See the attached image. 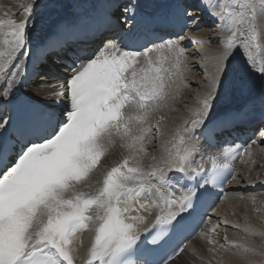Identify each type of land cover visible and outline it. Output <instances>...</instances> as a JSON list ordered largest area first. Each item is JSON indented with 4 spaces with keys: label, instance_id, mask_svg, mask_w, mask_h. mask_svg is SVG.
<instances>
[{
    "label": "snow or ice",
    "instance_id": "1",
    "mask_svg": "<svg viewBox=\"0 0 264 264\" xmlns=\"http://www.w3.org/2000/svg\"><path fill=\"white\" fill-rule=\"evenodd\" d=\"M22 15L0 19V264H77L85 233L94 237L85 264H171L196 231L213 243L215 228L203 230L208 209L236 177L212 150L227 157L228 138L257 118L255 134L264 136V57L254 54L264 52V0H30ZM46 15L55 23L33 47ZM206 17L225 37L215 41L210 76L204 70L210 90L175 137H160V157L145 171L147 145L165 120L157 113L184 86L182 41ZM53 59L65 73L58 89L45 73L35 79L55 103L3 108L29 66ZM117 142L128 155L104 171ZM152 209L151 219L139 214Z\"/></svg>",
    "mask_w": 264,
    "mask_h": 264
},
{
    "label": "bare ground",
    "instance_id": "2",
    "mask_svg": "<svg viewBox=\"0 0 264 264\" xmlns=\"http://www.w3.org/2000/svg\"><path fill=\"white\" fill-rule=\"evenodd\" d=\"M88 3L89 0H81ZM217 0H212L216 3ZM30 0H0V19L7 20L15 18L17 22L24 19L22 12ZM56 17L45 16L41 28L32 33V44L35 47V40L42 39L45 34L52 30ZM202 29L196 34H191V39L204 41L201 46H196L187 50V61L185 62L181 90L167 108L163 109L157 116L164 115L165 120L160 126V131L156 132L157 141L147 145L150 155L143 159L145 171H149V166L153 164L152 156L160 157L159 139L162 136L164 141H170L185 124L195 118V112L199 109V101L210 90L208 79L211 72V63L215 55L220 52V46L215 43L225 37L219 36L218 32L223 26L216 24L211 18H205L202 22ZM3 37L0 36V50H3ZM264 47V41H261ZM258 59L264 57V52H254ZM206 61L208 63H206ZM53 68H57L58 62L51 63ZM207 69L209 76L204 75ZM52 69L45 70L49 81L54 84L56 78ZM50 73V74H48ZM4 84L6 85V78ZM37 81L29 88L23 87L24 91L39 101H56L49 94L52 89H42L37 91ZM16 83L11 87H15ZM7 86V85H6ZM0 89H3L0 87ZM246 98L240 97L234 103L239 104ZM155 124V120L152 121ZM178 142V141H177ZM261 143L253 146L245 156L238 168V176L230 185L232 191L225 201L212 214L213 221L205 226L204 231L215 228V232H208V238L213 241L209 244L202 235L196 237L188 247L171 264H264V138ZM126 155L127 149L121 148L119 142L117 146L101 161L104 171L116 166ZM199 163L200 161L197 160ZM204 163V161H203ZM205 164V163H204ZM99 187V185H95ZM155 210L141 215L153 218ZM238 225L239 228L233 227ZM249 228L250 232L245 233L244 228ZM221 238L224 246L219 248L216 239ZM227 238V239H225ZM94 237L90 233L83 236V247L76 253L77 264H83L88 259V250ZM243 245L255 249L252 252L244 253L242 249H237L235 245Z\"/></svg>",
    "mask_w": 264,
    "mask_h": 264
},
{
    "label": "rangeland",
    "instance_id": "3",
    "mask_svg": "<svg viewBox=\"0 0 264 264\" xmlns=\"http://www.w3.org/2000/svg\"><path fill=\"white\" fill-rule=\"evenodd\" d=\"M216 242H217L216 244H217V246H218L219 248H223L224 244H223L221 238H217V239H216Z\"/></svg>",
    "mask_w": 264,
    "mask_h": 264
}]
</instances>
